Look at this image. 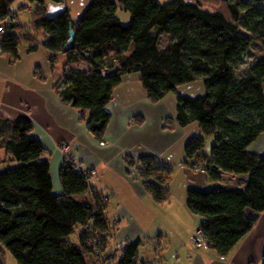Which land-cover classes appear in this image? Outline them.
<instances>
[{
  "label": "trees",
  "instance_id": "obj_1",
  "mask_svg": "<svg viewBox=\"0 0 264 264\" xmlns=\"http://www.w3.org/2000/svg\"><path fill=\"white\" fill-rule=\"evenodd\" d=\"M17 1L0 0L2 54L17 59L20 51L42 46L50 52L53 73L64 57L59 96L83 114L101 141L111 121L108 105L126 75H139L152 103L180 86L204 83L203 95L177 99L179 125L201 127L186 146L185 163L212 183L224 174L248 180L244 188H190L187 207L202 218L198 230L206 247L228 256L264 213V155L249 150L264 134V0H215L211 7L203 0H91L77 20L68 7L48 16V2L65 6L67 0H29L35 4L29 27L18 24V12L29 7L17 12ZM119 8L131 15L128 25L119 19ZM10 17L15 21L6 22ZM71 27L76 37L65 52ZM164 36L170 40L161 46ZM256 44L262 55L254 52ZM32 131L27 117L13 123L0 118V149L16 163L0 174V249L17 264H89V257L99 259L108 248L109 198L94 191L91 171L76 160L64 161L63 193L54 194L48 151ZM208 136L214 137L210 156L203 153ZM130 163L154 201L167 203L173 168L149 156ZM140 247L137 241L119 249L118 264H141Z\"/></svg>",
  "mask_w": 264,
  "mask_h": 264
},
{
  "label": "crops",
  "instance_id": "obj_2",
  "mask_svg": "<svg viewBox=\"0 0 264 264\" xmlns=\"http://www.w3.org/2000/svg\"><path fill=\"white\" fill-rule=\"evenodd\" d=\"M66 4L69 5L68 0ZM34 6L31 3L28 9L32 12ZM68 9L72 15L70 6ZM83 12L81 9L79 15ZM49 59L50 52L42 46L33 53L20 51L17 59L0 55V118L9 123L23 117L31 119V136L48 151L54 194L63 193L60 171L65 155L60 147L66 145L70 148L68 155L75 157L79 167L91 171L94 191L108 196L105 212L110 226L108 248L99 259L89 257V264H118L119 249L137 241L141 242V264L262 262L264 213L226 257L209 247L192 244L191 237L199 229L202 218L189 211L188 190L244 188L248 179L224 174L221 182L211 183L206 173L193 170L185 163L186 146L192 138L201 135V127L198 122L185 127L179 125L176 121L178 98L167 94L162 101L152 103L139 75H126L108 105L111 121L101 141L88 130L79 112L61 100L56 89L61 74L57 70L53 73ZM63 60L64 57H59L57 67ZM198 91H202L200 85ZM249 150L264 155V134ZM146 156L177 167L170 182V200L165 204L154 201L136 167L130 163ZM12 164L9 153L1 148L0 174ZM226 178L235 180V184H225ZM103 259L106 260L102 262Z\"/></svg>",
  "mask_w": 264,
  "mask_h": 264
},
{
  "label": "rangeland",
  "instance_id": "obj_3",
  "mask_svg": "<svg viewBox=\"0 0 264 264\" xmlns=\"http://www.w3.org/2000/svg\"><path fill=\"white\" fill-rule=\"evenodd\" d=\"M170 1H173V0H158V2H160V3H166V2H170ZM185 1L189 2V3L196 2V0H185ZM213 1H215V0H203V2L206 4V6H209V7H211L213 5ZM90 2H91V0H68V4H69L68 6H67V4H65V6H62V5L54 4L52 2H48V16L49 17H55L58 14H60L65 7H69L70 6L71 10L73 11L72 12L73 19L77 20L79 18V16H81V15H79L80 14L79 11L81 9L85 10L86 7L90 4ZM23 4H26L28 7L31 6V2L29 0H18L15 3V5L13 6V9L18 12V8L21 5H23ZM117 15H118L119 19L122 21L123 24L128 25L130 23L131 15L129 13H126V12L122 11L121 8H119ZM17 17H18V24L20 25V27H29V25H30V23L32 21V12H31V10L27 9L25 11L18 12V16ZM169 40H170L169 36H164L163 40L161 41V46H165L169 42ZM254 52L258 56L260 54L261 55L263 54L260 44H256ZM59 63H61V62H59ZM57 71H58L57 74L60 75L61 71H62L61 64L58 65ZM242 71H243V68L239 71V74ZM199 85H200V87H202V91H200V92L198 91ZM203 90H204V93H205L204 83L202 81H196V82H193V83H190V84H186V85L180 86L176 93L171 92V93L168 94L169 95L168 97H176V98H178L179 96H182V94H192L194 96L192 98H196L198 96L203 95V94H201L203 92ZM197 94H201V95H197ZM182 97H184V96H182ZM213 145H214V137L213 136L206 137L203 153L205 155L210 156ZM69 151H70V148H68V151L65 152V153H67V155H68ZM65 160H66V158H65ZM14 165H16V163L13 162L12 166H14ZM176 170H177V167L173 166L172 179L174 177V174H175ZM198 171L202 172V173H205L202 170H198ZM225 184H229L230 186H232V185L235 184V180L226 178ZM207 190H210V189H207ZM76 237L77 236H73V239L76 240L77 239ZM0 261L3 264H17V262L14 259V257L8 251H6V250L3 251L2 249H0ZM258 264H263V263L261 262V263H258Z\"/></svg>",
  "mask_w": 264,
  "mask_h": 264
},
{
  "label": "built area",
  "instance_id": "obj_4",
  "mask_svg": "<svg viewBox=\"0 0 264 264\" xmlns=\"http://www.w3.org/2000/svg\"><path fill=\"white\" fill-rule=\"evenodd\" d=\"M15 21L12 17L8 18L6 22H13ZM5 33V27L3 24H0V42H1V39H2V36L4 35ZM2 54V49H1V45H0V55ZM79 117H82V113H79ZM68 146L66 145H62L60 147V150L61 152L65 155V158L66 160L69 162V163H73L75 161V157L71 156V155H67V152L68 151ZM106 200V198L104 199ZM191 241H192V244L195 246V247H206V243H205V240L203 238V234L200 230H197L194 235H192L191 237ZM95 244L98 243L97 240L94 241Z\"/></svg>",
  "mask_w": 264,
  "mask_h": 264
},
{
  "label": "water",
  "instance_id": "obj_5",
  "mask_svg": "<svg viewBox=\"0 0 264 264\" xmlns=\"http://www.w3.org/2000/svg\"><path fill=\"white\" fill-rule=\"evenodd\" d=\"M75 31L73 30V28L71 27L70 31H69V39L64 47V51L68 52L72 49L73 43L75 41Z\"/></svg>",
  "mask_w": 264,
  "mask_h": 264
}]
</instances>
